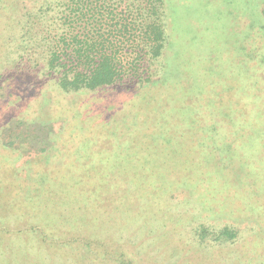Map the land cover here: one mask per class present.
Wrapping results in <instances>:
<instances>
[{"label":"rangeland","instance_id":"1","mask_svg":"<svg viewBox=\"0 0 264 264\" xmlns=\"http://www.w3.org/2000/svg\"><path fill=\"white\" fill-rule=\"evenodd\" d=\"M165 2L147 81L63 92L0 38V264H264V0Z\"/></svg>","mask_w":264,"mask_h":264},{"label":"trees","instance_id":"2","mask_svg":"<svg viewBox=\"0 0 264 264\" xmlns=\"http://www.w3.org/2000/svg\"><path fill=\"white\" fill-rule=\"evenodd\" d=\"M45 1H52L55 6H48L35 16V0H0L5 3L0 18L6 22L17 11L11 12L12 2L22 3L25 12L20 25L17 22V28L8 27L0 38L5 42L9 37L16 44L12 36L18 34L23 43L19 52L28 54L29 62L35 60L33 57L43 45L51 47L47 59L49 70L59 76L58 85L63 92L95 91L128 78L147 81L145 74L149 75L162 57L169 39L165 0ZM47 14L54 15L53 20ZM3 50L0 42V60ZM6 59L7 64L14 61L10 57ZM17 66L21 67V63ZM241 166L250 176V168ZM201 231L205 236L210 232L206 228ZM215 236L234 240L237 234L225 228ZM12 243L9 245L14 248Z\"/></svg>","mask_w":264,"mask_h":264}]
</instances>
